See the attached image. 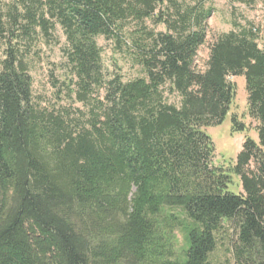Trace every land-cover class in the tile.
<instances>
[{"label": "trees", "instance_id": "16d2710c", "mask_svg": "<svg viewBox=\"0 0 264 264\" xmlns=\"http://www.w3.org/2000/svg\"><path fill=\"white\" fill-rule=\"evenodd\" d=\"M2 1L0 264H208L226 228L233 264H264V38L260 47L254 28L234 25L198 70L204 1L12 0L6 11ZM127 23L145 77L124 82L105 71L96 39L120 44ZM56 27L65 77L55 95L69 105L49 109L33 95L29 58ZM238 77L256 140L217 167L206 130L226 118L247 130L230 115Z\"/></svg>", "mask_w": 264, "mask_h": 264}, {"label": "rangeland", "instance_id": "374dc122", "mask_svg": "<svg viewBox=\"0 0 264 264\" xmlns=\"http://www.w3.org/2000/svg\"><path fill=\"white\" fill-rule=\"evenodd\" d=\"M187 5H194L203 2L205 8L212 9V14L207 21L206 43L199 49L195 65L198 70H204L208 59L210 46L224 33L233 30L234 25L240 27H252L258 36V44L261 47V40L264 38V5L257 1L252 5H242L230 0H180ZM12 0H3L2 9L7 7ZM147 29L154 32L164 31L162 26H154L150 22H145ZM136 29L134 24L127 23L122 33L121 43L116 40H106L102 37L96 39L101 49L102 64L105 71L110 74H119L124 82L145 77L142 68L136 64L132 58V51L129 48L131 38L129 34ZM50 41H42L34 46L29 58V74L32 78V92L36 101L42 107L49 109L60 106H68L65 101L56 98L55 88L64 79V58L61 50L65 46V38L59 27L52 33ZM4 41L0 38V62L3 59ZM236 93L230 108V115H235L239 121L243 122L246 131L235 133L232 131L229 119L223 125L206 130L210 135L215 149L213 164L217 167L226 168L232 165L242 144L246 138L256 140L253 130L254 123L246 116V94L244 81L242 78H232ZM167 103L178 107L180 98L176 94H165ZM78 107L79 105H75ZM233 190H238L237 179L234 178ZM234 236L230 228H226L217 236V246L215 251L209 256L208 264H233L230 254L231 244Z\"/></svg>", "mask_w": 264, "mask_h": 264}]
</instances>
